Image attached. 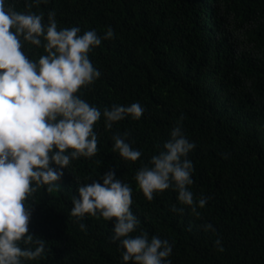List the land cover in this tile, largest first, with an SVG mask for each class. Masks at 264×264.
I'll use <instances>...</instances> for the list:
<instances>
[{
	"label": "trees",
	"instance_id": "1",
	"mask_svg": "<svg viewBox=\"0 0 264 264\" xmlns=\"http://www.w3.org/2000/svg\"><path fill=\"white\" fill-rule=\"evenodd\" d=\"M6 6L42 13L45 22L54 11L58 29L114 33L89 53L100 77L77 93L101 110L98 151L70 160L57 182H33L25 202L33 237L19 244L34 250L41 240L45 251L22 264H122L112 221L71 214L78 187L102 183L109 170L133 188L130 207L140 221L133 235L167 239L172 264H264V0H6ZM22 50L34 61L46 54L26 41ZM137 101L145 109L140 119L126 116L105 127V108ZM177 124L196 145L188 155L195 168L189 188L195 199L207 198L197 205L199 216L171 187L149 201L134 179ZM114 134L142 156L120 157Z\"/></svg>",
	"mask_w": 264,
	"mask_h": 264
},
{
	"label": "clouds",
	"instance_id": "2",
	"mask_svg": "<svg viewBox=\"0 0 264 264\" xmlns=\"http://www.w3.org/2000/svg\"><path fill=\"white\" fill-rule=\"evenodd\" d=\"M113 35L111 27L103 36L96 29L82 34L79 27L58 29L54 11L45 22L42 13L18 12L0 0V264H22L21 258L35 260L45 251L41 240L35 241L34 250L19 244L31 242L33 237L29 234L31 211L25 203L35 191L33 182H57L70 160L90 158L98 151L94 124L101 110L77 93L100 77L89 53ZM25 41L42 46L46 54L35 61L29 59L22 50ZM144 111L138 101L112 105L103 110L105 127L111 129L126 116L138 120ZM112 139L113 151L125 160L135 162L142 156L121 135L114 134ZM195 146L180 124L171 129L158 154L135 173L134 179L149 201L154 193L171 187L178 202L199 216L197 205L204 207L207 198L195 199L189 188L195 168L188 155ZM99 178L102 183L92 179L78 187L71 214L99 215L112 221L111 239L119 241L122 264H172L167 259L172 253L167 239L144 231L133 235L140 223L130 207L133 188L114 170ZM173 211L184 209L173 205ZM211 228V224L205 225L206 230Z\"/></svg>",
	"mask_w": 264,
	"mask_h": 264
}]
</instances>
